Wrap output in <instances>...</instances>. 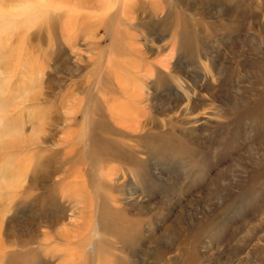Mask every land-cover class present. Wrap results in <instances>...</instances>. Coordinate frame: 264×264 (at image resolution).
Listing matches in <instances>:
<instances>
[{
	"label": "rangeland",
	"instance_id": "rangeland-1",
	"mask_svg": "<svg viewBox=\"0 0 264 264\" xmlns=\"http://www.w3.org/2000/svg\"><path fill=\"white\" fill-rule=\"evenodd\" d=\"M98 2L0 33V264H264V0Z\"/></svg>",
	"mask_w": 264,
	"mask_h": 264
},
{
	"label": "bare ground",
	"instance_id": "bare-ground-1",
	"mask_svg": "<svg viewBox=\"0 0 264 264\" xmlns=\"http://www.w3.org/2000/svg\"><path fill=\"white\" fill-rule=\"evenodd\" d=\"M48 1V0H47ZM99 2L98 3H100V5L102 6V8L104 9V8H106L104 5H106V4H109V2L110 1H112V0H98ZM9 2L10 3H12L13 5H15V6H12V10L11 11H9V13H8V18H6L7 19V23H3V21L1 22L0 21V33H1V31H3L4 29H6V33H5V38H7V39H13L14 37L13 36H16L17 34H19L20 33V31L19 32H17L18 30V28H19V25H21V26H23L24 25V20L21 22V21H19V18L20 17H22L24 14H23V12H21V14L19 13V10H18V7H17V4H18V0H9ZM20 2H22V0H19V3ZM26 2V1H25ZM50 2L52 3L53 2V0H50ZM51 3H50V5H51ZM62 3V2H61ZM54 4V3H53ZM52 4V5H53ZM26 5H27V3H26ZM35 5V4H34ZM33 5V7L35 8V6ZM110 5V4H109ZM29 6H31V5H29ZM49 6V5H48ZM104 6V7H103ZM127 6H128V4H127ZM26 7V6H25ZM37 7V6H36ZM52 7V6H51ZM47 8V7H46ZM53 8V7H52ZM23 9H25L24 7H22L21 8V11L23 10ZM27 9V8H26ZM35 10V9H34ZM101 10V9H100ZM107 10V9H106ZM114 10V9H113ZM4 13L6 12V11H3ZM44 13V12H43ZM48 13V12H47ZM70 14V13H69ZM88 16V15H87ZM1 19H4L5 20V18L4 17H2ZM27 21V20H26ZM6 22V21H5ZM54 24V23H53ZM65 24H66V22H65ZM69 24V23H68ZM51 25H52V23H51ZM48 26H50V25H48ZM66 26V25H65ZM68 26V25H67ZM54 27V26H53ZM72 27V26H71ZM64 28V27H63ZM68 30V29H67ZM23 33H24V31H23ZM25 35V34H24ZM24 35H22L23 36V38L25 37ZM19 36V35H18ZM21 36V35H20ZM17 37V36H16ZM18 38V37H17ZM22 39V38H21ZM21 39H20V41H21ZM16 42V41H15ZM71 42V41H70ZM18 45V44H17ZM29 47V46H28ZM98 90V89H97ZM101 93H102V91H100ZM100 92H99V94H100ZM101 96H102V94H101ZM100 96V97H101ZM6 97V96H5ZM16 97V96H15ZM18 98V97H17ZM102 98V97H101ZM16 99V98H15ZM3 101V100H2ZM103 102V101H102ZM110 101L108 100V99H106V104H108ZM1 104H2V102H1ZM105 104V105H106ZM9 105V104H8ZM10 106V105H9ZM107 106V105H106ZM121 106V105H120ZM8 107V106H7ZM111 107V106H110ZM119 107V106H118ZM10 108V107H9ZM109 108V107H108ZM5 109V108H4ZM10 110V109H9ZM121 110V109H120ZM11 111V110H10ZM13 111V110H12ZM94 111V110H93ZM111 111V113H112V115L113 116H116L117 115V113H115V111L114 112H112V110H111V108H109V112ZM110 113V114H111ZM5 116V115H4ZM127 118V117H126ZM2 119V118H1ZM10 120H12L11 118H9ZM8 121V120H7ZM9 122V121H8ZM1 123V122H0ZM11 123V122H10ZM13 123V122H12ZM6 125H8V124H5V125H2V126H0V127H3V126H6ZM11 125V124H10ZM9 125V126H10ZM12 128H13V126H11ZM8 128V126L6 127V129ZM10 128V127H9ZM1 130H2V128H0ZM3 129H4V127H3ZM10 130V129H9ZM9 130L7 131V130H5L4 132L2 131L1 133L3 134V133H5V135H7V133L9 132ZM1 134V135H2ZM10 134V133H9ZM4 135V134H3ZM13 135V134H12ZM94 142V141H93ZM11 146V142H5V141H2L1 143H0V150H3V149H7V148H9ZM94 148V147H93ZM10 149V148H9ZM91 150V149H90ZM92 151H93V149H92ZM93 156L95 155V153H93L92 154ZM97 155V154H96ZM93 159H94V161L99 165L100 163H101V161H103V157L102 156H95V158L93 157ZM11 167V166H10ZM20 168V167H19ZM10 176V175H9ZM56 208V207H55ZM82 257V256H81ZM258 264V263H257Z\"/></svg>",
	"mask_w": 264,
	"mask_h": 264
}]
</instances>
